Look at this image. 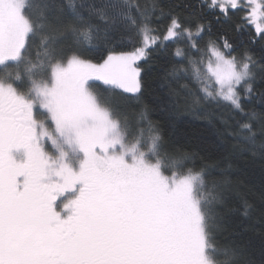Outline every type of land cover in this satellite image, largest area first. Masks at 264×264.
<instances>
[{"label": "snow or ice", "instance_id": "6c2138e0", "mask_svg": "<svg viewBox=\"0 0 264 264\" xmlns=\"http://www.w3.org/2000/svg\"><path fill=\"white\" fill-rule=\"evenodd\" d=\"M228 24L264 47V0H0V264H252L227 171L209 184L92 83L140 93V62L172 46V110L264 156V56Z\"/></svg>", "mask_w": 264, "mask_h": 264}, {"label": "trees", "instance_id": "16d2710c", "mask_svg": "<svg viewBox=\"0 0 264 264\" xmlns=\"http://www.w3.org/2000/svg\"><path fill=\"white\" fill-rule=\"evenodd\" d=\"M180 2L163 0L166 6ZM184 2L195 4L196 0ZM223 28L237 42V54L248 48L255 58L264 56V47L249 44L248 35L235 32L230 24ZM220 30L221 27L213 23V34ZM171 47L167 52H155L149 60L140 62L141 92L136 95L112 89L102 82L93 83L131 121L134 122L136 116L146 110L151 121L159 126L167 146L196 153L194 165L197 170L205 169L209 184L221 179V171H227L226 178L232 183L228 208L224 213L227 235L234 236L247 249L252 264H264V156L235 148L234 141L219 134L220 126H211L205 117L183 108L172 110L174 97L170 98L165 79L173 61ZM107 54V51L90 50L85 53V58L101 63ZM255 106L260 107L258 101Z\"/></svg>", "mask_w": 264, "mask_h": 264}, {"label": "rangeland", "instance_id": "374dc122", "mask_svg": "<svg viewBox=\"0 0 264 264\" xmlns=\"http://www.w3.org/2000/svg\"><path fill=\"white\" fill-rule=\"evenodd\" d=\"M141 76V75H140ZM93 82H95V81H93ZM92 82V83H93ZM98 82H102V81H98ZM103 83V82H102ZM94 84V83H93ZM117 90H120V91H122L123 92V90H121V89H117ZM127 94H132V93H127ZM138 94V93H137ZM133 95H136V94H133Z\"/></svg>", "mask_w": 264, "mask_h": 264}]
</instances>
